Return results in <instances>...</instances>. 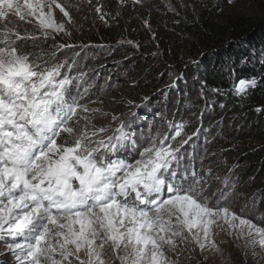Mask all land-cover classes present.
<instances>
[{
    "label": "snow or ice",
    "instance_id": "obj_1",
    "mask_svg": "<svg viewBox=\"0 0 264 264\" xmlns=\"http://www.w3.org/2000/svg\"><path fill=\"white\" fill-rule=\"evenodd\" d=\"M74 7L0 0V256L11 257L0 264H186L196 248L221 251V233L245 256L264 259V217L255 223L227 205L228 178L212 191V169L198 171L197 157L181 151L192 139L182 136L184 123L161 117L167 131L150 124L147 135L137 133L127 119L136 112L105 111L89 95L87 74H73L79 52L60 58L77 47L66 27L75 25ZM19 22L38 31H22ZM60 33L68 40L58 43ZM41 38L52 40L47 49ZM29 41L38 52L21 46ZM230 75L241 98L264 79ZM98 117L106 122L98 125Z\"/></svg>",
    "mask_w": 264,
    "mask_h": 264
},
{
    "label": "trees",
    "instance_id": "obj_2",
    "mask_svg": "<svg viewBox=\"0 0 264 264\" xmlns=\"http://www.w3.org/2000/svg\"><path fill=\"white\" fill-rule=\"evenodd\" d=\"M142 1L101 0L103 13L110 14L101 19L103 13L95 8L68 0L79 8L72 10L75 25L69 41L77 47L63 50L60 58L79 52L73 74L84 72L85 79L106 81L103 106L115 114L136 112L137 116L127 117L132 126L136 123L138 129H145L146 119L159 127L161 117L184 123L182 136H192L185 148L194 150L198 171L212 169V191L223 189L228 178L234 187L227 205L237 214L244 208L246 218L261 223L264 79L241 98L230 90V70L236 81L264 77V65L259 62L264 50V0H234L232 4L180 0L175 10L158 0ZM19 24L22 31L35 29L27 22ZM67 40L58 38L57 42ZM38 43L47 49L52 40L41 38ZM21 46L38 52L30 41ZM175 77L180 78L173 86ZM92 89L91 96L98 92L96 85ZM128 100L140 107L129 109ZM253 204L256 210L249 211Z\"/></svg>",
    "mask_w": 264,
    "mask_h": 264
},
{
    "label": "rangeland",
    "instance_id": "obj_3",
    "mask_svg": "<svg viewBox=\"0 0 264 264\" xmlns=\"http://www.w3.org/2000/svg\"><path fill=\"white\" fill-rule=\"evenodd\" d=\"M120 3V0H117ZM147 2H151L152 0H145ZM161 4H163L165 7L169 8L170 10H175L177 5H180V0H158ZM77 2H81V3H86L88 4V6H91L92 8L96 7H103V1L101 2V0H91V3L88 2V0H77ZM143 2V1H142ZM75 3V2H74ZM140 4V3H138ZM182 5V4H181ZM72 14V13H71ZM56 16H57V21L59 22L62 19V13H59V10H56ZM72 16L74 17V15L72 14ZM65 22H66V18ZM35 27V26H34ZM66 27H68L70 30L71 28H73L72 25H67L66 23ZM34 31H38L35 27ZM33 31V32H34ZM58 38H66L64 36L63 33H60L56 36V41H58ZM66 56H72V55H66ZM64 58V57H63ZM62 58V59H63ZM89 83H93V86L96 85L98 92L94 95L91 96L92 93V88L90 89L89 95L91 96L92 99L94 100H98L100 101L101 98H103V88L106 86V81L104 82H97L96 80L91 81L90 79H86ZM95 106V105H94ZM103 109L105 111H108L103 105H102ZM145 120V129H142L143 132L147 135L148 131H149V125L152 124L153 127V132H155L156 130H159L161 132L167 131V127L165 128H159L157 127L156 123L154 124L153 121H148L146 119ZM176 120V119H175ZM106 121L102 118H97L96 123L99 124H103ZM180 123V122H178ZM134 130L137 131V133H139L141 130L138 129L139 127L137 126V124L135 123L134 126H132ZM173 132H169V135H173ZM180 139V138H177ZM195 148V147H194ZM181 151H187L188 153H193L194 154V150L193 149H189L188 147L185 148V145L183 146V148L181 149ZM199 156V155H198ZM200 157V156H199ZM201 161L198 159V162ZM231 237H229L228 235L221 233L219 236L216 237L217 242L219 243V241L223 240L226 243L220 244V248L221 251H216L215 249H212L211 247H207L203 253H201V250L199 248H196L195 252L193 253V259H191L190 261H187L186 264H264V259H253L251 257V254L249 253L247 256L244 255L242 249L237 248L235 246H233V243L231 242ZM3 250V245L2 243H0V251ZM206 257V259H205ZM0 260H7L10 261L11 257H4V256H0Z\"/></svg>",
    "mask_w": 264,
    "mask_h": 264
}]
</instances>
